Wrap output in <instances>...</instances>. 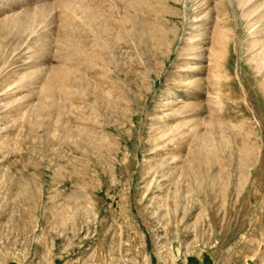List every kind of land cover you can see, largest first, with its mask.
I'll list each match as a JSON object with an SVG mask.
<instances>
[{"label": "rangeland", "instance_id": "obj_1", "mask_svg": "<svg viewBox=\"0 0 264 264\" xmlns=\"http://www.w3.org/2000/svg\"><path fill=\"white\" fill-rule=\"evenodd\" d=\"M0 264H264V0H0Z\"/></svg>", "mask_w": 264, "mask_h": 264}]
</instances>
